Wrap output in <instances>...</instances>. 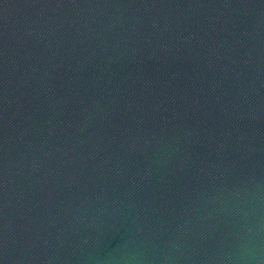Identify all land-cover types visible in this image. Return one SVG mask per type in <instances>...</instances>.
I'll return each instance as SVG.
<instances>
[{"label": "water", "instance_id": "obj_1", "mask_svg": "<svg viewBox=\"0 0 264 264\" xmlns=\"http://www.w3.org/2000/svg\"><path fill=\"white\" fill-rule=\"evenodd\" d=\"M0 264H264V0H0Z\"/></svg>", "mask_w": 264, "mask_h": 264}]
</instances>
